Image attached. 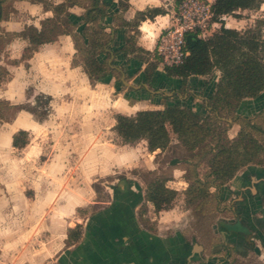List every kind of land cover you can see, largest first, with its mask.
Listing matches in <instances>:
<instances>
[{"label": "rangeland", "instance_id": "obj_1", "mask_svg": "<svg viewBox=\"0 0 264 264\" xmlns=\"http://www.w3.org/2000/svg\"><path fill=\"white\" fill-rule=\"evenodd\" d=\"M237 15L240 18L226 16L225 25L242 32L261 29L264 38V26L259 24L264 21V10ZM221 27L211 29V34ZM2 80H7L6 75ZM83 90L78 99L70 98L73 94L54 99L52 113L45 120L25 111L26 120L16 117L10 123H0V264H49L56 260L66 248L69 223L89 216V227L99 213V205L90 203L110 205L104 206L106 210L118 204L130 206L134 215L129 214L127 220L135 222L137 217L139 233L148 228L171 236L185 227L192 236L210 242L220 216L217 203L199 191H191V164H170L174 159L192 160L171 127V143L162 150L150 151L147 140L125 141L117 134L116 119L144 111L146 107L136 103L145 99L125 101L124 86L121 94L109 84L92 85L82 94ZM27 94L29 99L23 103L31 107L45 102L35 99L32 87ZM146 97L151 105L161 103V97ZM194 102L190 99L189 105L202 107ZM23 127L27 130L21 140L26 139L27 144L15 148L13 136ZM198 169L204 178L208 168L202 165ZM156 181L176 192L170 206L161 211L148 199L149 188ZM77 206L84 207L75 210ZM87 229L79 230L81 237ZM238 257L234 256L232 264H264L247 250Z\"/></svg>", "mask_w": 264, "mask_h": 264}, {"label": "crops", "instance_id": "obj_2", "mask_svg": "<svg viewBox=\"0 0 264 264\" xmlns=\"http://www.w3.org/2000/svg\"><path fill=\"white\" fill-rule=\"evenodd\" d=\"M46 1L47 8L44 2L33 0H12L3 6L5 14L0 21V34L9 33L14 36L0 51V101H7L11 105L27 104L23 101L29 99L27 89L32 87L35 99L40 95L52 98L51 115L54 99L68 94H73L70 98L78 99L80 89H84V94L85 89L92 85L104 87L109 84L116 88L118 94L123 93L122 86L127 89L124 93L125 101L145 99L146 102L136 104L145 106V110H162L180 103L188 105L190 99H195L194 105H203L216 90L221 78L220 72H216L210 84H207V77H190L187 91L182 93V81L167 77L164 66L155 53L161 34L172 24L177 6L182 0L180 3L178 0H100L105 16L99 26H103L112 38L105 54L98 57L100 61H106L112 70V75L104 82L92 81L85 73L79 63L74 38L75 34L83 37L85 29L91 26L84 20L90 2L78 0L77 4L70 5L69 0ZM7 3L10 5L8 10ZM63 3L67 4L72 31L60 35L55 42L40 46L30 59H23L29 41L20 34L29 26L41 30L44 21L55 17L53 7ZM151 9H160L163 12L153 19L138 18L140 13ZM260 10H264V4ZM226 27L235 28L229 24ZM128 39L131 40L129 45ZM126 46L130 48L128 54L121 52ZM149 63H158V69L150 84L145 83V70ZM5 75L7 80L1 81ZM146 94L156 100L161 97V103L149 104ZM25 111L27 110L19 111L14 119L17 117L21 121L26 120ZM260 114L264 116V93L258 99L244 100L237 113L242 118L250 119ZM229 123L232 129H229L228 136L234 140L241 131V125L233 120ZM26 130L23 127L18 132ZM174 163L191 164V161L174 159L170 164ZM262 177L264 165H252L242 169L221 190L210 189V193L220 196L216 208L220 216L213 225V238L208 243L192 236L185 227L174 231L171 236L152 232L148 228H144L140 235L137 227L141 225L137 217L136 223L132 218L127 220L129 214L134 215L130 206L118 204L115 208L106 210L104 206L110 205L90 203L99 205L95 207L99 213L94 215L91 226H87L89 216L70 222L65 235L66 248L49 264H232L234 256L238 257L245 250L264 262V203L258 193L259 187L261 195L264 194V186L259 184L264 181ZM251 183L252 196L247 191ZM82 207L84 206H77L75 210ZM238 220L252 229V244L243 235H224L220 222L234 223ZM85 228H88L87 234L83 233L81 237L79 230ZM196 244L202 247L198 253L195 252Z\"/></svg>", "mask_w": 264, "mask_h": 264}, {"label": "trees", "instance_id": "obj_3", "mask_svg": "<svg viewBox=\"0 0 264 264\" xmlns=\"http://www.w3.org/2000/svg\"><path fill=\"white\" fill-rule=\"evenodd\" d=\"M8 0H0V21L4 18V4ZM44 2L46 0H33ZM70 5L78 0H69ZM90 2L84 20L91 24L85 29L84 36L74 35L78 50L79 63L92 81L104 82L112 75V70L106 61L99 60L105 54L107 45L112 41L111 35L105 32L99 22L104 18L105 11L100 0ZM181 0H178L180 3ZM264 0H215L212 5L214 20L222 23L221 29L208 39L200 38L197 33L186 35V50L189 55L179 66H164L168 78L182 81L181 92L186 93L190 77H208L210 84L216 72L221 73L216 90L204 101L201 108L194 110L189 104H176L162 110L139 111L135 116L118 117L115 129L128 142L147 140L148 148L154 152L165 149L171 143V133L179 138L182 145L192 155V177L194 179L191 191H199L214 199L220 196L210 193L211 188L220 189L232 180L242 169L252 165H264V116L254 119L242 118L237 115L240 106L248 98L258 99L264 93V38L260 30L249 29L245 32L227 28L225 16L240 18L238 12L258 11ZM55 17L47 19L39 30L34 26L26 27L20 34L29 41L23 59H30L39 47L55 42L62 34L72 31L67 4L53 7ZM160 9H151L140 13L138 18L153 19L162 14ZM264 26V21L259 22ZM14 35L0 34V51L6 47ZM128 45L131 40H127ZM132 46V45H131ZM129 46L122 49L128 54ZM158 69V63H149L145 70V83L150 84ZM44 99L31 107L28 104L11 105L0 101V123L10 122L21 110H27L40 120L48 118L51 112L52 98L40 95L36 100ZM6 107V108H5ZM41 111L38 112V109ZM12 111V113H10ZM233 120L241 125V131L236 139L228 136L230 123ZM26 132L21 131L14 136L13 146L23 148L26 139L21 140ZM208 168L204 178L200 177L201 166ZM176 192L167 188L163 182L153 183L148 192V199L161 211L164 206H170Z\"/></svg>", "mask_w": 264, "mask_h": 264}, {"label": "built area", "instance_id": "obj_4", "mask_svg": "<svg viewBox=\"0 0 264 264\" xmlns=\"http://www.w3.org/2000/svg\"><path fill=\"white\" fill-rule=\"evenodd\" d=\"M207 2L204 0L181 1L172 24L165 28L156 47L155 53L163 66H179L185 62L189 55L186 50L187 34L197 33L200 38L207 39V34L212 36L211 29L221 24L214 20L213 3Z\"/></svg>", "mask_w": 264, "mask_h": 264}, {"label": "water", "instance_id": "obj_5", "mask_svg": "<svg viewBox=\"0 0 264 264\" xmlns=\"http://www.w3.org/2000/svg\"><path fill=\"white\" fill-rule=\"evenodd\" d=\"M220 225L224 228V235H233V234H237V235H243L247 238V240L252 244V238H253V231L252 229L243 224L242 221L238 220L234 223H229L226 221H221ZM202 250V247L199 244L195 245V252L198 253Z\"/></svg>", "mask_w": 264, "mask_h": 264}, {"label": "flooded vegetation", "instance_id": "obj_6", "mask_svg": "<svg viewBox=\"0 0 264 264\" xmlns=\"http://www.w3.org/2000/svg\"><path fill=\"white\" fill-rule=\"evenodd\" d=\"M257 176V175H256ZM258 177V176H257ZM261 178V177H260ZM263 179H264V177H262ZM261 180V179H260ZM259 184L261 185H263L264 186V181L262 180L261 182H259ZM258 184V185H259ZM258 185H256V187L258 186ZM252 187H253V185H252V183L250 184V185H248V188H247V191L250 193V195L252 196V194H251V189H252ZM246 191V192H247ZM258 193L260 194V196H262V198H261V200H262V202L264 203V194L263 195H261V192H260V190H259V187H258ZM230 254V252H228V255Z\"/></svg>", "mask_w": 264, "mask_h": 264}, {"label": "bare ground", "instance_id": "obj_7", "mask_svg": "<svg viewBox=\"0 0 264 264\" xmlns=\"http://www.w3.org/2000/svg\"><path fill=\"white\" fill-rule=\"evenodd\" d=\"M81 252V251H80Z\"/></svg>", "mask_w": 264, "mask_h": 264}]
</instances>
